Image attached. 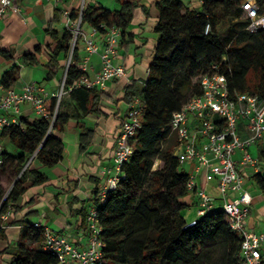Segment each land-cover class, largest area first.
<instances>
[{"label": "trees", "instance_id": "obj_1", "mask_svg": "<svg viewBox=\"0 0 264 264\" xmlns=\"http://www.w3.org/2000/svg\"><path fill=\"white\" fill-rule=\"evenodd\" d=\"M142 1L114 0L119 5L116 10L99 4L88 5L83 8L81 25L86 29L101 23L117 26L121 30L120 47H123L132 38L128 29ZM155 7L158 19L153 32L157 44L146 80L140 90L134 84L128 86L123 97L126 105L137 97L143 101L141 127L132 141L133 152L122 167L123 178L116 189L104 203L99 201V190L94 192L89 206V210L96 209L102 230L103 264H206L208 259L203 254L206 244L218 240L226 249L224 264H239L240 239L230 231L220 207L198 218L194 226L186 227L197 207L182 201L190 195L186 188L189 175L180 170L181 164L173 155L178 140L171 131L170 120L189 99L200 93V79L213 65L227 78L231 94L248 93L264 100V31L244 30L245 22L236 0H206L201 10L178 0H156ZM220 10L239 21L229 27L224 38L216 34ZM144 12L147 14L146 10ZM71 18H77L76 11H72ZM61 22L57 11L45 30L56 44L52 62L59 53L67 56L68 52L70 33L66 30L58 33L54 29V25ZM207 24L211 32L206 35ZM249 38H253V42ZM39 51L36 48L34 53L25 55L24 62L38 64L36 53ZM0 54L10 58L4 51ZM78 75L75 67H69L65 87ZM17 76L18 67L14 65L3 74L0 85L3 89L10 88ZM67 95L82 116L96 114L103 96L86 89H76ZM45 105L52 111L55 100L46 99ZM64 121L58 112L47 135V121L20 117L22 128L12 125L2 132L4 149L7 144L13 149V153L5 149L0 166V214L8 207L11 209L9 219L0 228V257L9 256L8 264H57L54 255L40 248L42 233L29 222L30 217L37 215L27 213L21 219L16 217L27 204L21 205L27 190L49 180L47 174L37 168H23L41 143L36 161L42 167L50 169L62 160L63 144L53 136V131ZM78 126L81 130L79 151L83 153L94 131L80 123ZM259 159H264V149ZM156 161L160 165L152 169ZM251 180L264 193V174L257 173ZM67 203L70 216L79 217L83 225L89 211L86 212V203L76 197H71ZM75 205L79 207L75 209ZM6 226L21 227L17 239L11 243L7 242ZM29 241L32 244L26 246Z\"/></svg>", "mask_w": 264, "mask_h": 264}, {"label": "built area", "instance_id": "obj_2", "mask_svg": "<svg viewBox=\"0 0 264 264\" xmlns=\"http://www.w3.org/2000/svg\"><path fill=\"white\" fill-rule=\"evenodd\" d=\"M63 0H53L58 6ZM202 6L206 0H198ZM245 22L244 30L250 33L264 31V0H236ZM9 10L18 12L14 0H0V22ZM62 25L70 33L65 71L59 89L49 93L41 85L25 84L19 91L3 89L0 96V166L3 163L4 145L1 135L12 125L21 126V106L28 105L36 118L48 122V133L56 121L62 98L76 89L89 91L104 90L109 82L126 78V70L114 64L118 57L121 30L111 24L101 23L88 27L85 32L81 25L83 6L77 11V18H71L68 8H60ZM211 32L207 24L204 33ZM80 49L83 55L79 54ZM93 55L100 61V69L93 77L88 75V63ZM69 67H75L78 77L69 87L65 80ZM54 99L55 106L49 111L46 99ZM143 101L135 98L128 106L115 137L112 175L101 186L98 198L104 203L123 178L122 167L133 152L132 141L138 133ZM170 128L175 133L178 144L173 155L180 164L193 165L192 174L186 188L196 199V217L186 227L195 225L198 218L204 217L214 208L211 196L195 183L196 178L213 182L221 201V210L232 233L240 239L239 264H264L261 247L264 234H256L247 228L252 196L244 187L243 167L258 169V160L253 158L248 148L264 143V100L257 95L230 92L227 78L219 73L216 65L200 79V93L189 99L170 120ZM46 135V136H47ZM30 156L23 170L31 167L41 148ZM240 151L239 160L233 158ZM11 214L8 207L0 214V228ZM33 228L42 233L40 248L56 258L57 264H103L104 243L100 238L101 227L96 209L91 208L85 219V227L80 230V241L55 233L41 222H33Z\"/></svg>", "mask_w": 264, "mask_h": 264}, {"label": "crops", "instance_id": "obj_3", "mask_svg": "<svg viewBox=\"0 0 264 264\" xmlns=\"http://www.w3.org/2000/svg\"><path fill=\"white\" fill-rule=\"evenodd\" d=\"M155 1L143 0L140 7L135 10L128 29L132 38L127 45L119 47L118 57L114 60L115 65L125 68L127 76L124 79L109 82L104 90H96L97 94L103 95L97 104L98 112L82 116L68 95L64 96L59 112L65 121L53 131V136L63 144V158L50 169L34 161L32 167L46 173L49 180L42 186L31 187L27 190L21 205L27 204L17 215V219L23 218L27 213H35L37 216L30 217L29 222L39 221L48 228L50 225L54 226L58 230H53L55 233L80 241V230L85 227V223L80 225L79 217L70 216L67 201L71 197L78 198L79 202L86 203L87 212L92 204L94 192L96 193L112 175L115 137L128 106L123 101L126 88L132 84L138 90L143 87L157 44V36L153 32L158 19ZM178 1L191 8H197L200 5L198 0ZM14 4L18 12L9 10L0 22V51L10 56L6 58L0 54V80L6 71L16 65L18 76L10 88L19 91L25 84L35 83L43 86L49 93L58 91L66 66V56L63 53H59L52 62V51L56 44L45 34L47 24L52 21L57 11L66 7L71 12H77L81 5L85 8L92 4H99L110 10L119 8L114 0H63L58 6L53 3V0H14ZM110 4L113 5L112 8ZM54 29L58 33L65 30L64 27L60 30L55 26ZM84 29L86 32L87 29ZM36 48L40 49L36 53L38 64H26L23 57L34 53ZM79 54L83 55L81 49ZM99 69V57L93 55L88 63V75L93 77ZM34 70H40L43 73L42 81L33 80ZM2 94L3 88L0 85V96ZM21 111L23 118L28 120L36 118L26 104L21 106ZM79 123L94 131L93 139L83 153L79 151L78 138L81 133ZM262 149H264L262 142L248 148L249 154L258 160L257 171L248 167L241 169L245 179L244 187L252 196L247 228L256 234H264V193L253 184L251 178L257 173L264 174V159H259ZM240 157V151L236 150L233 158L239 160ZM189 166L192 170L193 165L189 164ZM195 183L211 196L214 207L221 209V201L218 199L215 184L206 183L200 178H196ZM183 202L197 205L192 194L185 197ZM78 207V205L74 206L75 209ZM195 217L196 211L192 220ZM5 228L7 242L15 241L21 227L6 226ZM261 255L264 259V245L261 247ZM9 260V256L3 255L0 257V264H8Z\"/></svg>", "mask_w": 264, "mask_h": 264}, {"label": "rangeland", "instance_id": "obj_4", "mask_svg": "<svg viewBox=\"0 0 264 264\" xmlns=\"http://www.w3.org/2000/svg\"><path fill=\"white\" fill-rule=\"evenodd\" d=\"M109 6H110V8L113 7L112 4H110ZM114 7H116L115 4H114ZM195 9L201 10V6L199 5V7L195 8ZM217 16L219 18L220 24L217 27L216 34L218 37L224 38L229 27L231 25H234L237 22L239 23V21L236 22V20L232 19L230 16L224 15V13L221 10L217 12ZM54 26L56 29H60V30L63 29L62 23H58ZM249 39L251 42H253V38H249ZM42 78H43V73L40 70H34V79L33 80L36 82H40V81H42ZM63 99H64V97L62 98V100ZM3 145H4V143H3ZM5 149L7 150V152L13 151L12 146L10 144H7ZM252 151L254 152V150H252ZM159 165H160V162L156 161L154 163V166L152 169L159 167ZM180 170L186 172L188 175L192 174V170H191V167L189 166V164H181ZM5 224H6V222L2 223V225H5ZM50 228L52 230L58 231L57 228L54 226L50 225ZM31 244H32L31 241L25 243L26 246H30ZM225 253H226V249H225V246L221 240H218L215 242H212V241L207 242L206 248L203 251V254L208 259V261L205 263L206 264H224L225 263Z\"/></svg>", "mask_w": 264, "mask_h": 264}]
</instances>
